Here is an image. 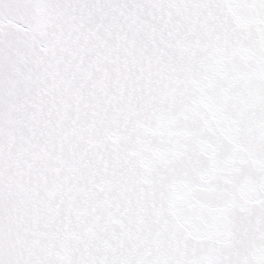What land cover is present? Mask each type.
<instances>
[{
	"label": "snow or ice",
	"instance_id": "1",
	"mask_svg": "<svg viewBox=\"0 0 264 264\" xmlns=\"http://www.w3.org/2000/svg\"><path fill=\"white\" fill-rule=\"evenodd\" d=\"M0 264H264V0H0Z\"/></svg>",
	"mask_w": 264,
	"mask_h": 264
}]
</instances>
